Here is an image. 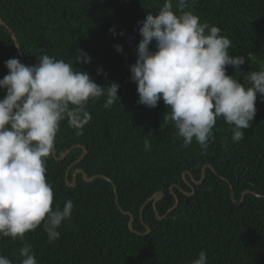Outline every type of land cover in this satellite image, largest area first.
Returning <instances> with one entry per match:
<instances>
[{
    "label": "trees",
    "instance_id": "16d2710c",
    "mask_svg": "<svg viewBox=\"0 0 264 264\" xmlns=\"http://www.w3.org/2000/svg\"><path fill=\"white\" fill-rule=\"evenodd\" d=\"M172 2L178 13L177 0ZM163 3L0 0V17L16 35L24 65H35L46 54L72 63L102 87L120 86V101L109 108L104 107L106 96L89 100L92 119L82 135L61 121L55 153L60 157L69 151L62 159L53 154L45 158V176L54 193L52 209L62 210L71 199V219L62 222L60 238L51 243L43 221L23 239L0 236V256L12 264H21L25 245L31 246L37 264H191L202 250L207 264H264V97L257 94L256 115L241 141L231 139L233 126L220 117L207 151L195 139L183 147L174 122H163L171 109L163 100L155 108L139 104L137 84L130 78L141 40L139 22ZM184 10L230 39L229 55L243 56L245 63L238 70L226 66V74L250 86L244 80L247 73L264 68V0H188ZM116 45L123 51L117 52ZM149 47L155 51V41ZM77 49L91 61L76 64ZM10 58L21 61L10 31L0 23V79L9 72L5 61ZM5 95L6 89H0V100ZM76 144L87 148L82 158L83 149ZM78 168L87 177L109 178L117 194L110 180H86L81 171L70 185ZM158 191L164 192L156 201L160 216L174 205L175 194L179 199L163 219L149 200ZM121 209L134 216L135 231Z\"/></svg>",
    "mask_w": 264,
    "mask_h": 264
},
{
    "label": "clouds",
    "instance_id": "9594fccd",
    "mask_svg": "<svg viewBox=\"0 0 264 264\" xmlns=\"http://www.w3.org/2000/svg\"><path fill=\"white\" fill-rule=\"evenodd\" d=\"M188 0H164L156 14L139 22L141 40L137 59L130 67L137 84L138 103L155 108L160 100L171 109L163 122H174L183 147L193 139L207 151L217 118L232 127L234 142L241 141L251 127L257 108V94L264 97V68L250 71L241 82L226 74V66L239 69L243 56L229 55L231 41L221 29L184 10ZM115 34L114 29H109ZM155 41V51L150 44ZM122 52L120 45L115 46ZM76 64L89 63L91 57L77 49ZM35 65H24L18 58L5 61L8 74L0 79L6 89L0 100V236L23 239L43 221L49 243L58 240V228L71 219V199L63 209H52L53 189L46 181V159L54 152L61 121L80 136L92 117L89 100L106 96L105 108L118 97L119 84L98 85L87 72L75 70L72 63L49 55L37 57ZM101 70H98L100 74ZM162 128V125H161ZM144 148L150 151L147 139ZM21 264H37L30 245L20 249ZM0 264L12 262L0 256ZM191 264H207L202 250Z\"/></svg>",
    "mask_w": 264,
    "mask_h": 264
},
{
    "label": "water",
    "instance_id": "95a60500",
    "mask_svg": "<svg viewBox=\"0 0 264 264\" xmlns=\"http://www.w3.org/2000/svg\"><path fill=\"white\" fill-rule=\"evenodd\" d=\"M0 23L3 24V25H5V26L8 28V30L10 31V33H11V35H12L14 41H15V47H16V50H17L19 56H20L21 63L24 64L23 54H22V52H21V50H20L19 43L17 42L16 35L13 33V30L7 25V23H6L1 17H0ZM76 146H80V147H82V149H83V154L80 156V158H82V157L85 155V153L87 152V148H86L85 146H83L82 144H76ZM68 151H69V149H68L67 151H65L60 157H58V156L56 155V153H55V148H54L53 156H54L56 159H62V158L66 155V153H67ZM206 166H210V164H207V165H205V166L202 168V174H201V179H200V180L196 181V180H194V179L192 178L196 183H199V182L204 178V173H205V167H206ZM79 171L82 172L83 177H84V179H86V180H91V179H94V178H96V177H103V178H106V179L110 180L109 178H107V177H105V176H103V175H99V174L93 175V176H91V177H87L86 172H85L82 168H78V169H76V171H75L74 174H73V181L70 183V185H73V186L75 185V183H76V182H75V176H76L77 172H79ZM221 177L224 178L225 180L229 181L227 178H225V177H223V176H221ZM184 179L186 180L187 183H189V181H188L185 177H184ZM110 181H111V180H110ZM111 182H112V181H111ZM112 184H113V186H114V192H115V194H117V188H116V185L114 184V182H112ZM230 187H231V191H232V193H233V185H232L231 183H230ZM171 191H172V190H171ZM192 193H193V191L190 192V193H186V194L190 195V194H192ZM163 194H164L163 191H158V192H155V193L149 198V200L152 199V202H153V205H154V209H155L156 216H157V218H159V219H163V218H164V217H165V216H166L171 210H173L174 208H176L177 205L179 204V199H178L177 195L175 194V199H176V201H175L174 205L171 206V207H170V208L164 213V215L160 216L159 213H158L157 206H156V201H157L159 198H161ZM116 203H118L117 197H116ZM143 206H144V205H143ZM143 206H142V208H143ZM121 212L124 213V214H129L128 226H129V228H130L131 230L135 231V230L132 228V222H133V219H134V216L132 215V213H130V212H128V211H125V210H123V209H121ZM143 224H144V226L146 227L147 231H149L150 229H149V227L145 224L144 221H143Z\"/></svg>",
    "mask_w": 264,
    "mask_h": 264
}]
</instances>
